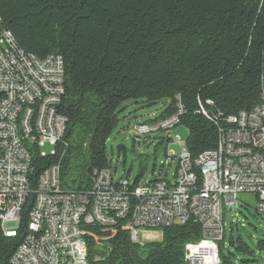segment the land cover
I'll return each instance as SVG.
<instances>
[{
    "label": "trees",
    "instance_id": "obj_1",
    "mask_svg": "<svg viewBox=\"0 0 264 264\" xmlns=\"http://www.w3.org/2000/svg\"><path fill=\"white\" fill-rule=\"evenodd\" d=\"M3 31L12 34L17 51L39 60L59 56L65 67L58 113L66 131L54 155L42 158L31 149L33 191L54 165L64 192L90 190L96 171L112 169L106 144L129 101L152 107L169 100L144 123L179 115L192 160L216 150L230 117L261 102L264 0H0ZM146 167L143 161L135 185L143 182ZM33 207L31 196L15 237L6 236L0 223V264H10L25 241ZM87 231L89 254L102 256L100 264H186V245L202 238L195 217L143 245L131 242L123 222L114 232L95 224ZM223 246L224 241L221 264H259L235 262ZM230 246L253 254L240 240L231 238ZM258 247L264 250V240Z\"/></svg>",
    "mask_w": 264,
    "mask_h": 264
},
{
    "label": "built area",
    "instance_id": "obj_2",
    "mask_svg": "<svg viewBox=\"0 0 264 264\" xmlns=\"http://www.w3.org/2000/svg\"><path fill=\"white\" fill-rule=\"evenodd\" d=\"M56 56L39 60L17 51L8 31L0 35V223L6 236L15 237L29 197L34 207L29 217L25 241L15 251L10 264H100L102 256L91 257L87 236L89 225L114 232L119 222L134 244L156 242L153 232L195 217L202 238L185 247L186 264H221L226 210L238 205V196L253 194L257 213L264 215V94L251 112L228 119L234 135L220 131L216 150L192 160L186 144L174 131L179 126L137 124L134 141L151 139L160 133L180 147L172 182L160 180L135 185L112 169L96 171L92 188L64 192L60 168L49 167L31 189L32 148L42 158L46 146L62 141V119L58 113L65 93V76ZM264 80V79H262ZM166 164V163H165ZM200 174V176H199ZM98 242V240H96Z\"/></svg>",
    "mask_w": 264,
    "mask_h": 264
},
{
    "label": "rangeland",
    "instance_id": "obj_3",
    "mask_svg": "<svg viewBox=\"0 0 264 264\" xmlns=\"http://www.w3.org/2000/svg\"><path fill=\"white\" fill-rule=\"evenodd\" d=\"M169 102V100H163L155 106L143 107L142 104L137 105L136 102L129 101L121 108L120 123L106 144L112 171L116 172L120 178H128L134 182L141 172V165L144 161L147 167L143 182L150 183L157 179H167L169 182L174 180L177 162L176 159L172 161L166 156L173 153V157H177L180 154V147L168 142L167 135L164 133L148 140L144 138L141 143L134 141L133 133V128L137 124H143L159 116ZM188 134V130L182 125L174 131V136H180L184 144H186ZM121 146H124L125 152H119L118 148ZM52 151L53 148L49 146L43 149V152L47 154ZM238 200L237 207L231 211L226 210L224 214L225 235L222 252L225 255L231 252L235 262L257 259L259 264H264V250L258 247L259 242L264 240V215L260 216L257 213L255 195L243 193L238 196ZM153 232L162 235L161 230ZM231 238L236 242L240 240L245 243L249 252L253 254L243 255L234 250L230 246Z\"/></svg>",
    "mask_w": 264,
    "mask_h": 264
},
{
    "label": "bare ground",
    "instance_id": "obj_4",
    "mask_svg": "<svg viewBox=\"0 0 264 264\" xmlns=\"http://www.w3.org/2000/svg\"><path fill=\"white\" fill-rule=\"evenodd\" d=\"M56 61H59V65H64L63 59L59 56H56ZM61 75H65V68H61ZM262 79H264V73L262 75ZM261 95L264 94V80H262V87H261ZM178 116V115H177ZM177 116H174L172 118H168L164 120V124H176L177 123ZM67 127V121L65 119H62V133H65ZM227 135H234V128L227 129Z\"/></svg>",
    "mask_w": 264,
    "mask_h": 264
},
{
    "label": "water",
    "instance_id": "obj_5",
    "mask_svg": "<svg viewBox=\"0 0 264 264\" xmlns=\"http://www.w3.org/2000/svg\"><path fill=\"white\" fill-rule=\"evenodd\" d=\"M121 148H124V146L119 147L118 150H120Z\"/></svg>",
    "mask_w": 264,
    "mask_h": 264
},
{
    "label": "crops",
    "instance_id": "obj_6",
    "mask_svg": "<svg viewBox=\"0 0 264 264\" xmlns=\"http://www.w3.org/2000/svg\"><path fill=\"white\" fill-rule=\"evenodd\" d=\"M157 116H155L153 119H155Z\"/></svg>",
    "mask_w": 264,
    "mask_h": 264
}]
</instances>
